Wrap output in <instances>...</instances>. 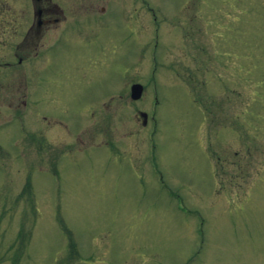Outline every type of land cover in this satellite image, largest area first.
I'll list each match as a JSON object with an SVG mask.
<instances>
[{
  "label": "rangeland",
  "instance_id": "1",
  "mask_svg": "<svg viewBox=\"0 0 264 264\" xmlns=\"http://www.w3.org/2000/svg\"><path fill=\"white\" fill-rule=\"evenodd\" d=\"M103 7L55 50L54 121L0 126V264H264V0L76 11Z\"/></svg>",
  "mask_w": 264,
  "mask_h": 264
},
{
  "label": "flooded vegetation",
  "instance_id": "2",
  "mask_svg": "<svg viewBox=\"0 0 264 264\" xmlns=\"http://www.w3.org/2000/svg\"><path fill=\"white\" fill-rule=\"evenodd\" d=\"M79 6L82 0H0L1 127L20 123L30 130H43L54 121L39 98L54 92L47 72L54 64L55 50L67 39H80V20L87 29L89 21L96 24L105 13L103 7L100 17L86 13L90 16L82 19L76 11ZM58 147L60 163L65 145Z\"/></svg>",
  "mask_w": 264,
  "mask_h": 264
},
{
  "label": "water",
  "instance_id": "3",
  "mask_svg": "<svg viewBox=\"0 0 264 264\" xmlns=\"http://www.w3.org/2000/svg\"><path fill=\"white\" fill-rule=\"evenodd\" d=\"M143 90L144 87L142 84L140 83H135L132 85L131 87V98L134 100H137L139 98H141L142 94H143ZM141 115L146 118V114L145 113H141Z\"/></svg>",
  "mask_w": 264,
  "mask_h": 264
}]
</instances>
